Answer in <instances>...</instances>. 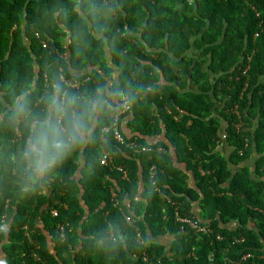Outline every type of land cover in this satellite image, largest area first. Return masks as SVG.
I'll return each instance as SVG.
<instances>
[{"label":"trees","instance_id":"obj_1","mask_svg":"<svg viewBox=\"0 0 264 264\" xmlns=\"http://www.w3.org/2000/svg\"><path fill=\"white\" fill-rule=\"evenodd\" d=\"M56 85L107 103L33 180L23 154ZM125 96L138 149L104 132ZM201 199L240 227L179 223ZM0 264H264V0H0Z\"/></svg>","mask_w":264,"mask_h":264},{"label":"clouds","instance_id":"obj_2","mask_svg":"<svg viewBox=\"0 0 264 264\" xmlns=\"http://www.w3.org/2000/svg\"><path fill=\"white\" fill-rule=\"evenodd\" d=\"M54 87L55 91L48 98L47 107L43 114L32 121L31 135L23 154L24 159L28 162L27 167L31 174L30 178L33 180L42 178L46 172L50 171L73 149L85 142L87 133L91 131V121L94 120L96 112L107 103V101L101 97L99 90L94 98L86 99L76 95L62 93L58 85ZM16 108L20 113L26 111V101L23 97L17 101ZM222 194L228 197L232 196L230 192ZM54 211L58 213L57 210H53V212ZM122 214L125 220L126 216H129L124 211ZM176 214H178V218H187L197 223L201 228L207 227L212 230L211 227L205 225L201 220L199 221L193 213L192 217L187 215L182 216L179 211H176ZM53 216L55 215L53 214ZM130 217L133 219L132 216ZM217 217L216 220L218 223L222 224V227L219 226L222 229L227 228L230 231H235L236 228L240 227V222L236 219L227 222L228 224H224L219 218L218 220ZM178 222L181 223L180 221ZM183 224H187L192 229H196L198 233H201L198 228H193L188 223ZM214 233L215 232H213V234ZM216 236L218 241L225 240V237L220 233ZM219 236L222 238L221 240L218 239ZM170 237H175L176 239V235ZM245 241V236L239 239L234 237L233 244L244 243ZM248 254L250 253H245L242 259L247 260L250 258L244 259Z\"/></svg>","mask_w":264,"mask_h":264},{"label":"built area","instance_id":"obj_3","mask_svg":"<svg viewBox=\"0 0 264 264\" xmlns=\"http://www.w3.org/2000/svg\"><path fill=\"white\" fill-rule=\"evenodd\" d=\"M43 48H48V45L46 42H43L42 44ZM65 83L72 87V88H78L81 86V82L79 81H66L64 78H62ZM110 108L113 110V119H114V124L113 126L111 127H106L104 129V132L107 134V133H110V131H113L114 133V136H115V139L122 145H126L127 147H130L132 149H135V148H139V145L136 143V142H128L126 141L125 137L123 136V133L121 131L122 127H123V124H124V116L129 113L132 109V103L130 101V98L128 96H125L122 98L121 100V103L118 105V106H111L110 105ZM226 136H223V139H225ZM105 141L106 138L103 137L102 138V141ZM142 151H145V152H149V148H146V147H142ZM101 163L102 165L104 166H109L110 164L113 163V157L112 155L107 151V150H104L103 151V155H102V158H101ZM120 172H122L124 174V178H127V170L124 166H119L117 168ZM112 197H113V200H117L118 199V194L116 191H112ZM53 214L56 216L58 213L56 211L53 212ZM177 216V221H180L181 223H188L190 224L193 228H198L199 231L201 232H204V233H207V232H211V230L207 227H204V228H201L199 227V225L197 223H195L194 221L192 220H189V219H183V218H178V214H176ZM126 222L130 225V226H134L136 231H137V236H136V240L138 243H142V241L144 240V237H143V233L142 231L137 227L135 226V223L133 221V219L130 217V216H126ZM61 230H63V227H61ZM219 240H221L222 238L219 236L218 237ZM250 257V254L246 255L244 257V259Z\"/></svg>","mask_w":264,"mask_h":264},{"label":"crops","instance_id":"obj_4","mask_svg":"<svg viewBox=\"0 0 264 264\" xmlns=\"http://www.w3.org/2000/svg\"><path fill=\"white\" fill-rule=\"evenodd\" d=\"M113 73L115 74V72H113ZM115 76H116V74H115ZM154 142H157V140H155ZM222 151H224V150H222ZM193 181H194V179L192 177H190L189 185L192 189L195 188V184ZM82 193H84V189H82ZM190 206H191V212L193 214H195V216L198 218V220L199 221L201 220L205 225L211 227V224L218 223L216 219L207 217V215L209 214L208 204L205 201H203L202 199H201V201H192V202L190 201ZM86 210L88 211V208H86ZM40 225L41 224H38V226H40ZM218 226L222 227V224L218 223ZM42 230L44 231V228H42ZM181 237L182 236H180L179 238L181 239ZM179 238L175 239V237H170L169 235H165L164 237H159L158 240L163 242V244H167L170 246L173 241L177 240V242H178Z\"/></svg>","mask_w":264,"mask_h":264},{"label":"rangeland","instance_id":"obj_5","mask_svg":"<svg viewBox=\"0 0 264 264\" xmlns=\"http://www.w3.org/2000/svg\"><path fill=\"white\" fill-rule=\"evenodd\" d=\"M112 68H114V67H112Z\"/></svg>","mask_w":264,"mask_h":264}]
</instances>
